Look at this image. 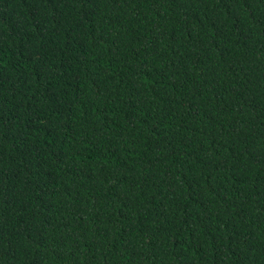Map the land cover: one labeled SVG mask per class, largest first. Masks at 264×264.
<instances>
[{
	"label": "trees",
	"instance_id": "16d2710c",
	"mask_svg": "<svg viewBox=\"0 0 264 264\" xmlns=\"http://www.w3.org/2000/svg\"><path fill=\"white\" fill-rule=\"evenodd\" d=\"M0 264H264V0H0Z\"/></svg>",
	"mask_w": 264,
	"mask_h": 264
}]
</instances>
